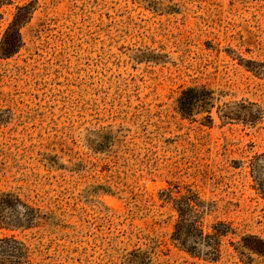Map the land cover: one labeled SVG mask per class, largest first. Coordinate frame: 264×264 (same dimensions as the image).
Returning a JSON list of instances; mask_svg holds the SVG:
<instances>
[{
  "label": "rangeland",
  "instance_id": "1",
  "mask_svg": "<svg viewBox=\"0 0 264 264\" xmlns=\"http://www.w3.org/2000/svg\"><path fill=\"white\" fill-rule=\"evenodd\" d=\"M187 188L214 253L172 241ZM2 193L23 264H264V0H0Z\"/></svg>",
  "mask_w": 264,
  "mask_h": 264
},
{
  "label": "trees",
  "instance_id": "2",
  "mask_svg": "<svg viewBox=\"0 0 264 264\" xmlns=\"http://www.w3.org/2000/svg\"><path fill=\"white\" fill-rule=\"evenodd\" d=\"M13 42L11 40H4L2 42V54L7 55L13 50ZM213 106V95L208 89H197L195 87H188L181 93L179 99V108L183 114H190L195 109L197 112L206 111ZM230 106H223L221 109L222 117L232 118L233 115L238 113ZM210 121L211 116L206 115ZM253 120V119H251ZM167 197L173 201L174 207L177 211V221L172 232V241L183 247L187 246L189 239H197L202 241L203 245L211 249V252L218 250V236L228 230V224L222 221H217L212 225L211 232H205L203 229L202 214L208 211L212 205L200 197V195L190 188L185 192L173 195L171 190L167 192ZM19 204L17 196L11 193L0 194V218L6 223L11 220L7 219L5 213L8 207H16ZM33 209L26 206L23 212L30 213ZM209 213V212H208ZM13 226L18 223H10ZM249 244L257 246L260 241L256 237H245ZM199 244V243H198ZM198 244L192 245V249H196ZM0 264H23L25 256L23 252V245L13 239L12 237L0 238Z\"/></svg>",
  "mask_w": 264,
  "mask_h": 264
}]
</instances>
